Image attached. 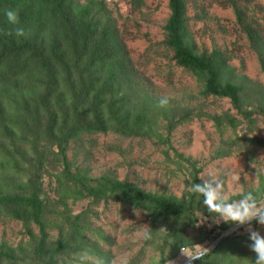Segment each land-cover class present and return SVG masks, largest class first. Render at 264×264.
<instances>
[{"label": "rangeland", "instance_id": "obj_1", "mask_svg": "<svg viewBox=\"0 0 264 264\" xmlns=\"http://www.w3.org/2000/svg\"><path fill=\"white\" fill-rule=\"evenodd\" d=\"M72 1L96 24L86 49L35 29L25 39L48 41L46 57L59 44L68 60L75 83L61 85L48 104L79 99L89 80L93 95L108 83L115 93L100 97L108 130L60 146L61 122L55 131L48 127L49 105L41 101L47 78L31 70L11 80L0 73V195L35 197L42 209L24 220L0 206V264H79L85 250L108 264H186L181 247L212 252L226 237L209 264H254L245 228L214 223L189 188L212 171L226 193L264 198V0H182L184 42L212 57L220 84L235 87L238 102L206 95L204 81L177 64L167 45L169 0ZM161 97L169 100L165 108L157 106ZM64 104L72 122L71 104ZM119 124L127 135L116 131ZM100 179L175 198L191 211L158 217L115 195L88 197L84 186ZM252 227L264 236V225L254 220Z\"/></svg>", "mask_w": 264, "mask_h": 264}, {"label": "trees", "instance_id": "obj_2", "mask_svg": "<svg viewBox=\"0 0 264 264\" xmlns=\"http://www.w3.org/2000/svg\"><path fill=\"white\" fill-rule=\"evenodd\" d=\"M75 4L72 0H0L1 76L7 80L16 79L23 74L26 76V72L29 70L36 74H42L43 79L47 78L48 80L46 84L47 94L41 100L43 103L47 102L48 104L50 94L58 90L61 85L70 88L74 85L75 81L72 80L70 69L68 70L66 66L68 60L63 53L56 51L62 48L59 44L53 46L46 57L44 51L48 41L37 39L35 43H32L25 39V36L6 35L5 33L13 26L7 22L5 11L12 9L18 12L19 26L23 27L25 32L35 29L49 32L55 38L66 36V38L69 37L66 41H69L70 46L68 47L70 49H78L80 44L86 49L96 36V24L89 17L87 9ZM169 5L171 17L165 27L167 45L173 51L177 64L204 81V93L206 95L227 97L233 102H238L237 89L231 85L223 87L220 84L219 68L212 57L195 54L193 48L184 42V5L182 0H169ZM114 79L115 77L110 75L112 83H114ZM92 83V80H89V86L81 91L78 96L79 99L75 96L68 99L60 98L55 105L48 104L50 117L48 127L55 131L56 127L59 126L58 121L61 122L59 137L56 139L60 146L80 133L106 132L108 130V121L103 117L106 103L104 100H100V97L115 92H113V89L107 92L106 86L108 83H106L98 86V90L93 95L91 91L94 84ZM66 102H70L72 107L71 114L74 117L72 122L68 106L64 104ZM114 103L111 105L113 106ZM89 110L93 113L92 119L87 116ZM52 130H50V133H52ZM116 131L123 135H127L129 132L123 124H119ZM84 189L88 197L101 199L109 195H115L126 203L143 208L158 217H180L191 211L189 210L190 207L188 208L182 201L146 194L128 183L100 179L97 181V186L85 185ZM81 195L84 196L85 194L81 192ZM0 206L8 209L15 219H37L42 211L39 200L27 196L0 195ZM228 240L229 238L226 237L224 242L221 241L215 250L204 257V261L197 260L194 264H209L210 259ZM54 250L58 252L60 247H55ZM211 262H214V260H211Z\"/></svg>", "mask_w": 264, "mask_h": 264}, {"label": "clouds", "instance_id": "obj_3", "mask_svg": "<svg viewBox=\"0 0 264 264\" xmlns=\"http://www.w3.org/2000/svg\"><path fill=\"white\" fill-rule=\"evenodd\" d=\"M5 16L7 22L13 26L5 33L6 35L26 36L24 28L19 26L20 21L17 11L8 9L5 11ZM168 103L167 97H161L157 102V106L165 108ZM199 178L202 183H193L189 191L203 197V205L213 216L214 223L219 224L222 222L233 225L235 228H245L250 241L247 246L251 252L255 253L254 264H264V236L252 227L254 220L258 224L264 225V198H261L258 194H253L251 191L237 190L232 192L231 195L226 193L224 182L216 178L215 173L212 171L208 173L207 178L204 176ZM239 179V176L233 177L235 182H238ZM235 195H239L240 198L232 199L231 197ZM144 237L149 238L150 234L146 231ZM180 252L185 257L186 264H194L197 260L204 261V257L209 250L201 245H196L188 251L181 247ZM77 256L79 264H108L103 258L93 256L87 250L78 253ZM112 264H115V262L113 261ZM167 264H174V262L167 261Z\"/></svg>", "mask_w": 264, "mask_h": 264}]
</instances>
